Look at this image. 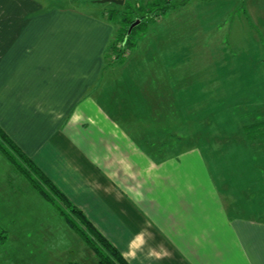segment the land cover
Segmentation results:
<instances>
[{
  "label": "crops",
  "instance_id": "1",
  "mask_svg": "<svg viewBox=\"0 0 264 264\" xmlns=\"http://www.w3.org/2000/svg\"><path fill=\"white\" fill-rule=\"evenodd\" d=\"M68 1L0 0L1 127L130 264H264V209L223 197L227 186L181 137L174 150L153 146L151 134L168 126L158 115L141 145L132 136L141 127L121 123L113 101L111 114L103 108L111 25L60 4ZM7 164L0 196L13 205L20 179Z\"/></svg>",
  "mask_w": 264,
  "mask_h": 264
},
{
  "label": "rangeland",
  "instance_id": "2",
  "mask_svg": "<svg viewBox=\"0 0 264 264\" xmlns=\"http://www.w3.org/2000/svg\"><path fill=\"white\" fill-rule=\"evenodd\" d=\"M174 3L176 7L134 38L136 44L124 51L122 63L111 50L121 17L112 23L107 12L125 5L101 0L60 4L110 23L112 35L101 55L104 67L97 88L109 114L113 101L121 123L132 131L141 127L131 134L137 143L145 144L150 135L141 132L143 126L158 115L168 126L151 134L153 146L162 142L174 150L170 144L184 139L186 148L202 153L199 158L212 179L227 186L223 197L239 198L242 210H263L264 141L248 139L244 127L264 122V0ZM9 163L19 176L20 193L15 192L13 205L0 196V228L5 231V237L0 236V264H97L84 239L0 148V164Z\"/></svg>",
  "mask_w": 264,
  "mask_h": 264
},
{
  "label": "trees",
  "instance_id": "3",
  "mask_svg": "<svg viewBox=\"0 0 264 264\" xmlns=\"http://www.w3.org/2000/svg\"><path fill=\"white\" fill-rule=\"evenodd\" d=\"M132 1V0H131ZM175 0H137L134 5L129 0H124L123 10L117 9L107 12L112 23L121 17L119 32L112 43L113 52H117L116 61L124 62L127 48H133L138 34L148 31L151 24L164 16L169 8L176 7ZM119 38V39H118ZM246 134L252 141H264V122L246 125ZM248 131V132H247ZM0 148L9 157L13 164L27 173L31 181L36 183L40 194L52 202L61 213L69 226L80 235L89 248L93 251L99 264H130L121 251L99 231L82 209L73 204L67 196L38 169L33 161L19 148L12 138L0 125ZM4 229L0 228V236L4 238ZM69 264H81L70 262Z\"/></svg>",
  "mask_w": 264,
  "mask_h": 264
},
{
  "label": "water",
  "instance_id": "4",
  "mask_svg": "<svg viewBox=\"0 0 264 264\" xmlns=\"http://www.w3.org/2000/svg\"><path fill=\"white\" fill-rule=\"evenodd\" d=\"M101 2H116L118 4H124V0H101Z\"/></svg>",
  "mask_w": 264,
  "mask_h": 264
}]
</instances>
